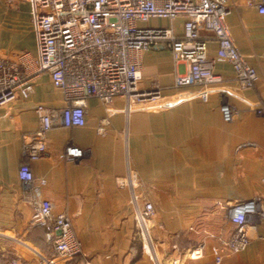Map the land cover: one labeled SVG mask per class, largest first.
Wrapping results in <instances>:
<instances>
[{
	"label": "crops",
	"instance_id": "crops-1",
	"mask_svg": "<svg viewBox=\"0 0 264 264\" xmlns=\"http://www.w3.org/2000/svg\"><path fill=\"white\" fill-rule=\"evenodd\" d=\"M260 2L227 0L226 23L259 75L254 88L241 86L233 65L217 57L218 42L205 32V65L223 77L206 89L207 101L201 86L175 85L189 67L176 63L169 47L158 46L143 54L141 81L142 87L161 88L158 102L136 105L127 115L124 98L107 105L91 97L85 125L49 131L47 152L39 160L29 161L23 153L40 127L36 108H65L63 91L44 74L31 97L0 107V254L9 264H154L138 234L131 190L119 184L129 167L138 177L142 203L155 205L152 234L161 264H215L217 248L225 264H264V116L256 112L264 105ZM184 21L153 19L149 25L182 34ZM23 52L38 55L30 2L0 0V58ZM224 103L237 110L230 122L223 116ZM69 145L83 148L85 157L62 159ZM24 163L37 181L46 180L42 198L72 219L84 256L67 260L54 253L52 236L34 221L37 200L19 178ZM253 198H259L263 216L250 228L248 248L233 253L223 244L236 228L228 206ZM198 247L202 256L191 258Z\"/></svg>",
	"mask_w": 264,
	"mask_h": 264
},
{
	"label": "built area",
	"instance_id": "built-area-1",
	"mask_svg": "<svg viewBox=\"0 0 264 264\" xmlns=\"http://www.w3.org/2000/svg\"><path fill=\"white\" fill-rule=\"evenodd\" d=\"M37 36L38 55L23 52L16 58H0V107L19 98L28 99L37 81L49 74L53 83L63 91L66 107L59 110L38 105L39 129L24 144L23 153L29 161L43 158L47 152V134L55 127H80L86 123L87 101L98 98L109 105L116 98L126 101V114L133 104L158 102L161 88L142 87L143 54L158 46L169 47L174 60L187 64V72L179 74L175 85L179 88L201 86L203 98L208 100L207 88L219 85L223 77L205 65L207 41L205 32L212 34L219 48L217 57L230 62L243 88L256 86V68L240 51L226 23L229 13L227 0H28ZM264 14V0L258 5ZM184 18L183 32L173 28L150 27L153 19ZM226 122L237 110L228 103L222 105ZM264 116V105L256 108ZM101 125L100 132H105ZM86 151L75 145L67 146L60 157L68 162L84 158ZM20 180L29 187L37 200L34 221L52 236L54 253L63 259L84 256L72 219L56 213L53 202L42 198L46 180L37 181L31 165L24 163ZM122 187L131 190L136 224L141 234L145 253L154 264H161L150 234L155 216V205L138 194V177L129 167L119 178ZM228 215L236 228L225 247L233 253L245 251L250 244V228L263 214L259 198L236 202L228 206ZM202 256L198 247L190 253L193 259ZM53 260H51V263ZM54 263V262H53ZM84 264H92L85 261ZM215 264H225L222 249H216Z\"/></svg>",
	"mask_w": 264,
	"mask_h": 264
},
{
	"label": "rangeland",
	"instance_id": "rangeland-1",
	"mask_svg": "<svg viewBox=\"0 0 264 264\" xmlns=\"http://www.w3.org/2000/svg\"><path fill=\"white\" fill-rule=\"evenodd\" d=\"M147 88V87H146ZM139 104H141V103H136V104H133V107H132V110H133V108L136 106V105H139ZM126 101H125V108H126ZM157 227L159 228V229H162L163 230V228H164V225L163 224H158L157 225ZM138 228V227H137ZM138 234H139V236H140V238H141V240H142V243L144 244V241H143V238H142V236H141V234L139 233V230H138ZM150 234H151V238H152V241H153V245H154V248H155V251H156V254H157V250H156V243H155V240H154V236H153V234H152V223H151V225H150ZM158 256V255H157Z\"/></svg>",
	"mask_w": 264,
	"mask_h": 264
},
{
	"label": "trees",
	"instance_id": "trees-1",
	"mask_svg": "<svg viewBox=\"0 0 264 264\" xmlns=\"http://www.w3.org/2000/svg\"><path fill=\"white\" fill-rule=\"evenodd\" d=\"M11 261L9 259H5L0 254V264H9Z\"/></svg>",
	"mask_w": 264,
	"mask_h": 264
}]
</instances>
